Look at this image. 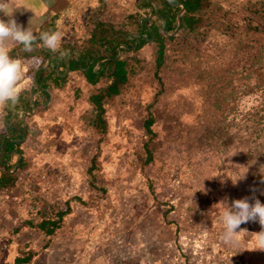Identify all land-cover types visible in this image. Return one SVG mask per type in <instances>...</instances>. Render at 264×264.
<instances>
[{"label": "rangeland", "instance_id": "374dc122", "mask_svg": "<svg viewBox=\"0 0 264 264\" xmlns=\"http://www.w3.org/2000/svg\"><path fill=\"white\" fill-rule=\"evenodd\" d=\"M260 1L216 0L232 12L227 21L209 34L202 30L204 39L190 37L185 51L167 41L162 66L153 40L120 55L128 62L129 80L119 96L106 100L103 130L95 125L97 111L89 98L107 81L93 86L81 72L65 73L60 75L67 78L64 86L51 87L37 107L36 94L23 91L31 109L13 120L25 115L29 131L20 142L22 152L10 154L7 171L14 181L0 193V264H14L18 246L29 243L40 252L35 264H264L255 236L264 226L258 220L242 223L236 231L245 232L226 244L220 239L222 206L217 205L245 197L250 204L255 199L264 204V132L239 122L263 96L241 97L244 62L239 60L244 18L264 31V21L250 11ZM82 3L66 12L64 23H56L61 43L83 47L94 35L97 22L90 19L102 4ZM106 3L99 19L115 26L129 15L140 14L142 22L159 11L154 0ZM34 4L23 9V20L34 18L28 13ZM154 21L166 33L165 21L159 16ZM176 31L167 37L180 34ZM232 76L235 98L221 102L224 111L217 104L229 88L221 77ZM151 113L150 140L145 122ZM4 116L0 109V130L8 129ZM44 208L54 214L71 210L51 239L27 223L39 224Z\"/></svg>", "mask_w": 264, "mask_h": 264}, {"label": "trees", "instance_id": "16d2710c", "mask_svg": "<svg viewBox=\"0 0 264 264\" xmlns=\"http://www.w3.org/2000/svg\"><path fill=\"white\" fill-rule=\"evenodd\" d=\"M99 1L102 6L95 9L93 12L94 14L91 16L92 20L90 19V22H97L92 38L83 47L78 44H65L63 49L68 53V55L74 51L81 50L80 59L72 58L70 62L71 72L82 71L81 73H83L88 83L93 86H98L106 81L108 83L106 88L99 89L96 94L89 98V101L97 111L96 116L98 119L96 120L95 125L100 127L102 130L105 128L102 113L105 111L104 106L107 104L106 100H113L119 96L121 94V90L129 80V69L127 68L128 62L123 59L116 60L119 55L118 50L121 46H125L122 48L123 53H126L133 48H136V51H139L151 40H153L156 44L155 53L157 64L158 66H162L164 64L163 61L166 60L165 52L167 41H176L178 44L176 49H179L180 52L185 51L189 48L190 37H194L195 39L198 38L202 30V34H209L210 31L219 29L220 26L218 25H220V21L226 22L227 16L232 13L231 11L229 12L226 10L223 6L215 3L216 0H154L159 6V11L157 13L154 12L149 19L141 22L140 19H142V16H140V14L129 15L120 26H115L113 24H108L107 22L103 23L100 21L99 17H101V14L106 11L107 3L106 0ZM146 4L151 7L153 6V3L151 2H146ZM183 7L185 8V12L181 17L180 34L168 38L166 33H175L178 29V15L182 11ZM250 11L264 21V1L252 4ZM155 16H159L162 20L166 21V27L164 29L166 30V33H164V31L158 27L154 21ZM243 24L247 25V30L245 32L246 40L243 41L241 39V41H239L243 53L241 56H238H240L239 60L244 62V67H242L243 70H241V73L244 74L242 76L244 90L241 97L256 95L260 92L263 96L261 98V103L255 109L248 111L246 116H243L242 120L240 119L239 122L245 129L253 128L256 132L263 133L264 31L259 32V30L252 25V19L249 17L244 18ZM44 30L57 31L53 24L44 26L42 31ZM132 33H136L137 36L132 38ZM234 33L238 34L237 31ZM202 37L203 39L205 38V36ZM201 43L202 41L199 42V39H197L194 46H196L199 50V45ZM49 53L50 51L48 49L35 46L34 51L26 52L23 51L22 45L9 52L11 57L20 59L23 64L28 67V73L31 75L30 77L32 79L34 78L35 72L39 70L37 74V81L33 89L42 93L46 99L49 98V89L51 90V87L62 88L64 86H62V83L65 84L67 80V78L60 77V74L56 73L54 70L49 71L43 69L46 60L49 57ZM67 56H65V58H67ZM102 61L105 62L103 63ZM97 64H100V67L96 71L95 67ZM229 72L235 73L236 69ZM221 82L225 84V87L229 88V92L227 93V96L222 101H219L217 105L221 110L226 111L225 107H221V102H225V99L227 98H230L231 100L235 98V89L232 87L234 85L233 76L230 80H226L221 77ZM236 97L238 96L236 95ZM20 104L22 108H20ZM31 104L32 100L19 95V102L15 105V107L8 108L6 110L10 126L8 129L5 128L0 130V193L14 181L12 176L7 171L10 169L8 162H11L12 160L10 154L13 152H22L20 142L26 137V131L23 128V123H21L18 119L17 122H14L13 118L15 119V117L17 118L20 116L21 109L25 112L30 111ZM233 111L234 108L230 109V112ZM154 120V116L151 113L150 118L145 122V130L150 136V140L154 137V132L152 130L155 122ZM234 124L235 121H232L231 126ZM228 127V124L225 123V131L228 130ZM7 134L10 135L9 138H5ZM260 137L263 138V136ZM146 146L148 147L147 144ZM152 160L153 155L149 152L148 162H151ZM21 164L27 166V162L23 159ZM49 211L50 209L47 208L42 210L40 214L43 216V219L39 224H34L31 221L27 223L30 228L37 227L41 233L51 239V237L65 225L66 215L70 214L71 210H62L56 214ZM31 246V243L22 247L18 246L14 264H35L40 252H33V250L30 249Z\"/></svg>", "mask_w": 264, "mask_h": 264}, {"label": "clouds", "instance_id": "9594fccd", "mask_svg": "<svg viewBox=\"0 0 264 264\" xmlns=\"http://www.w3.org/2000/svg\"><path fill=\"white\" fill-rule=\"evenodd\" d=\"M14 3L15 0H0V12L9 17L7 21L0 19V108H12L19 102L17 85L24 71L22 61L9 55V42L22 45L23 51L26 52L34 51L35 46L48 49L52 53H59L62 57L68 55L67 52L61 51V34L58 31L34 32L30 26L31 20L27 28L18 24L12 18L13 11L11 13L5 11V7H13ZM217 205L222 206V212L219 215V222L222 225L220 239L226 244L234 243L235 237L244 231H236L242 223L258 220L260 225L264 226V204L259 199H255L253 204H250L245 197L233 200L231 205L227 203V200ZM255 236L259 249L264 250V230Z\"/></svg>", "mask_w": 264, "mask_h": 264}, {"label": "crops", "instance_id": "0c3cea01", "mask_svg": "<svg viewBox=\"0 0 264 264\" xmlns=\"http://www.w3.org/2000/svg\"><path fill=\"white\" fill-rule=\"evenodd\" d=\"M30 2L35 3L33 5L34 9L33 10L31 9V11L28 12V13L32 14L34 17L31 20L30 26L33 29V31L37 32V33L42 31L43 27L46 25H52L53 24L57 29V27H58V26H56L57 22H59V21L62 22V20L64 21L65 19H68V16L66 17V12L72 13V11L74 12L76 9H79L81 5L83 6V3H82L83 0H15L14 6L13 7H5V11L8 13H11L13 11L12 18H14L17 21V23L22 25L24 28H27L29 26L30 21L28 22L27 19L23 20V15L25 14V12H23V9L27 12L28 4ZM95 8H93L92 10H94ZM0 19H4L5 21H7L9 19V17L6 16L3 12H0ZM62 23H64V22H62ZM34 34H36V33H34ZM131 37H132V34H131ZM65 44H66V42L61 43V45H60L61 51H64L63 46ZM68 44H71V43H68ZM8 46H9V52L20 47L19 44H15L13 42H9ZM124 47L125 46H121L119 48V50H118L119 55H118L116 60L121 59L120 55L123 54L122 48H124ZM80 57H81V54L80 53L77 54V53H75V51L72 52L71 54H69L67 56V58H65V56L62 57L59 53H52L50 51L49 57L46 60V63H45V66L43 69L49 70V71H51L53 69L56 73H59L62 77H64L65 73L68 75L69 72H71L70 62H71L72 58L80 59ZM119 57H120V59H119ZM65 59L67 61V64H66ZM23 66H24L23 76H22V79L18 82L19 86H17V88L19 90V95L23 96V91L27 90V89H29L27 91H31L32 93L34 92V94H36V96H37V97H35V100H34V106L37 107L36 101H39L42 99V93H40L38 90H35L33 88L35 87V83L37 81V74H38L39 70L37 72H35L34 78L31 79L34 82V83H32L31 80L28 78V67H26L25 65H23ZM63 70H66L68 72L64 73ZM8 108L9 107H4V108H0V109L5 112V116L2 118L3 124H6L9 128L10 125H9L8 118H7L8 113L6 112V110ZM20 108H22L21 104H20ZM21 112L25 113V111L23 109H21ZM21 112H20V114H21ZM26 112H28V111H26ZM27 118H29V116ZM24 119H25V115L23 116V119H21L19 121L21 123H23V128L25 129L26 134H27V132L29 131L28 130L29 125L25 122ZM17 121L18 120H14V122H17ZM9 137H10L9 134H7L5 136V138H9Z\"/></svg>", "mask_w": 264, "mask_h": 264}, {"label": "water", "instance_id": "95a60500", "mask_svg": "<svg viewBox=\"0 0 264 264\" xmlns=\"http://www.w3.org/2000/svg\"><path fill=\"white\" fill-rule=\"evenodd\" d=\"M184 11H185V8L183 7V10H182V12L179 14V17H178V19H179V26H178L177 31H179L180 28H181V17H182V15H183ZM165 27H166V21H165ZM177 31H176V32H177ZM132 36H133V35H132ZM119 59H120V57H119Z\"/></svg>", "mask_w": 264, "mask_h": 264}]
</instances>
